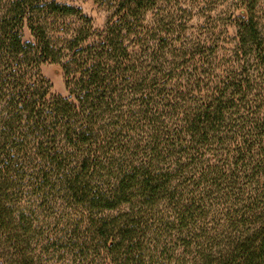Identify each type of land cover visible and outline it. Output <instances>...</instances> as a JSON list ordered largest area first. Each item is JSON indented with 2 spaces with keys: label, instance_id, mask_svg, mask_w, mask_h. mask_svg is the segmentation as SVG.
<instances>
[{
  "label": "trees",
  "instance_id": "obj_1",
  "mask_svg": "<svg viewBox=\"0 0 264 264\" xmlns=\"http://www.w3.org/2000/svg\"><path fill=\"white\" fill-rule=\"evenodd\" d=\"M148 1L120 3L94 45L86 18L60 48L48 17L81 11L0 0V264H264V174L244 187L222 169L204 188L180 190L171 173L134 166L97 131L108 89L125 78V34ZM256 35L252 19L246 36ZM45 64L63 65L69 99L50 100L47 82L30 76ZM221 105L186 118V133H217Z\"/></svg>",
  "mask_w": 264,
  "mask_h": 264
},
{
  "label": "rangeland",
  "instance_id": "obj_2",
  "mask_svg": "<svg viewBox=\"0 0 264 264\" xmlns=\"http://www.w3.org/2000/svg\"><path fill=\"white\" fill-rule=\"evenodd\" d=\"M125 1L58 0L81 12L48 17L50 38L67 47L87 18L91 44L99 43ZM144 9L125 34L127 71L108 89L98 133L134 166L148 160L171 173L180 190L181 185L204 188L206 176L229 168L244 187L263 182L264 0H149ZM252 19L257 40L246 36ZM30 76L47 82L50 100L70 98L62 64H45ZM219 99L226 120L218 132L205 141L186 133V118Z\"/></svg>",
  "mask_w": 264,
  "mask_h": 264
}]
</instances>
